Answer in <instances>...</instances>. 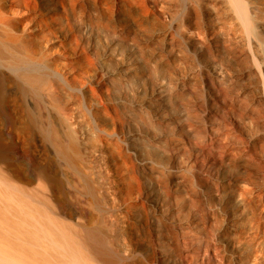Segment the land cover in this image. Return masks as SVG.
<instances>
[{
    "label": "bare ground",
    "instance_id": "obj_1",
    "mask_svg": "<svg viewBox=\"0 0 264 264\" xmlns=\"http://www.w3.org/2000/svg\"><path fill=\"white\" fill-rule=\"evenodd\" d=\"M129 21L201 57L208 34L245 59L257 83L250 99L242 91L229 98L228 71L216 50L210 55L200 69L205 139L192 146L190 176L175 161L162 169L158 155L176 158L173 148L191 143L197 123L185 117L167 133L145 123L139 108L128 111L140 89L128 88L120 60L129 30L115 25ZM97 33L109 43L117 76L98 70L107 60L94 55ZM167 81L157 84V120L172 92ZM220 140L235 142L234 150L206 151ZM131 158L151 175L154 192H176L171 210L150 199L154 214L164 211L175 227L169 232L151 219L150 242L163 264H264V0H0V264L131 259L125 238L121 245L113 238L116 185L126 201L140 186Z\"/></svg>",
    "mask_w": 264,
    "mask_h": 264
},
{
    "label": "rangeland",
    "instance_id": "obj_2",
    "mask_svg": "<svg viewBox=\"0 0 264 264\" xmlns=\"http://www.w3.org/2000/svg\"><path fill=\"white\" fill-rule=\"evenodd\" d=\"M123 23L124 24L121 23L120 25H115L117 27V31L126 28L129 30L128 33L130 34V37L127 39V41L121 42L122 52H120V60L124 61L126 65L124 70H126L128 73V88L134 90L140 89V92H137L136 94L135 103H128V111L133 113L132 110L135 111L137 108H139L140 112H136L140 114L141 119L145 123H152L153 125L160 127V130L167 133H172L176 124L181 120H185V117H187V119L191 118L197 123L198 129L196 128L197 130L193 134V136H195L191 138V143H188L189 145L181 144L173 148L172 153L176 154V158L172 159V154L166 153V151L163 150H161L158 155V160L162 166V169H165L168 166L167 164H169L171 161H175L176 167L179 165L178 168L181 169V173L179 171V174L182 177H187V174L190 176L192 170H190L189 165H187V161L194 150L193 147H195V145L203 146L205 139V132L202 125L204 115L202 111L207 106L208 94L202 82L203 77L200 73V69L205 66L206 61L210 59V55L216 50V55L218 53L217 60L219 59V63L221 61L222 65L228 71L229 77L225 80L226 85H224V89H227V93L229 94H227V96L229 98L232 99L234 93H240L242 91V93L245 94H243L244 100L250 99L257 92V83L250 74L248 75V72L246 71L247 64L245 63V59H238L237 57L233 56V54L230 55L229 50L224 48L221 43H216L215 40H211V38H209L210 35L208 34L205 36L208 40H206L204 37L202 40L203 42L201 41V46L204 47V52L201 57L196 52V50H189L183 41L178 42L177 40H174L171 45L167 46L163 37L159 35L157 28H150L145 25L143 26L140 24H134L131 21L128 23ZM204 40L206 42H204ZM110 54L111 50L108 41H104L101 33H97L94 55L98 61L103 59L107 60V64L99 65L98 70L105 72V74L115 73L114 75L117 76V71H119L120 67ZM128 67L136 68L135 71H133ZM162 77L168 80L167 82H169V90L172 91H170V97H168L166 102H164L165 107H163V118L166 119L164 120L165 122L162 120L163 118L161 120H157L155 118V111L153 109L154 104L161 103L163 105V102H160L156 94L157 84L159 79ZM211 81L213 83L215 82L214 84L216 85L219 84V81L215 78H211ZM249 96L251 97L249 98ZM229 98L226 99L230 101L231 99ZM175 100H177V102ZM169 101H172L171 104ZM180 112H186V116H182ZM161 124L164 125L162 126ZM166 124L167 126L165 127ZM200 135L201 137L203 136L202 140ZM196 142L198 143L196 144ZM163 143L161 148L165 144ZM228 143L231 145L230 147H228ZM183 145L186 146V148ZM233 145H235V142L233 143L231 140L228 142L220 140L215 141L212 145H206L205 148L207 152H211L210 154L217 155L219 153L217 152L218 150H221L222 152L227 151V148H232L234 150ZM188 146L190 149L187 148ZM213 147L215 150H213ZM222 148L224 149L222 150ZM189 151L190 154L188 153ZM143 152L148 153V150L144 148ZM130 161L131 166H134L137 174L139 173L138 176L140 180L138 184L141 187L135 186L127 198L128 200L126 201L124 200L126 199V195L120 190V185H116V188L118 189L116 190L119 193L118 196L120 199L116 205V208L120 209L117 211V218H115L118 219L117 224H121L122 226L118 225V227L115 223L113 238L116 242V245L117 243L118 245H121L122 239L125 238V242L133 251L134 256L132 255L131 259H129L127 262H124L123 264H163L160 259V252H156L153 248V242H150L152 241L149 234L152 230L151 219L154 217L157 219L160 229L166 228L169 230V232H173L175 227L168 220V217L164 211L158 212L157 215L154 214V209L150 203V199L152 195H154L156 199L158 198V200L164 199L163 203L165 205V209L169 210L170 208L171 210V207L173 206L172 202L175 198L176 192L173 191L174 195H171V190L164 186L161 187L162 189L160 188L157 192H154L150 182L151 175L148 174L147 170L143 169L142 167L139 166L138 168L137 162L135 160L131 158ZM143 170H145L146 173H144ZM184 171L187 174H185ZM224 171L225 173H228L232 170L228 166L224 169ZM169 175L170 174L166 175V177L168 176V179L171 177V175ZM125 201L126 204H128L127 206L125 205ZM120 210L122 211L119 214ZM219 220L218 223L221 222V218H219ZM171 227L173 230H171ZM197 260L194 261V264H197Z\"/></svg>",
    "mask_w": 264,
    "mask_h": 264
}]
</instances>
